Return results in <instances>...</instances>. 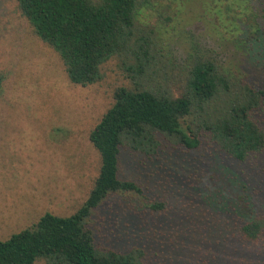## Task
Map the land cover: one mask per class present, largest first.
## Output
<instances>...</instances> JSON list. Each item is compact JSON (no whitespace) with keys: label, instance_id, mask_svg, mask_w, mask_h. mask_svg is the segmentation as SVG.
I'll use <instances>...</instances> for the list:
<instances>
[{"label":"rangeland","instance_id":"1","mask_svg":"<svg viewBox=\"0 0 264 264\" xmlns=\"http://www.w3.org/2000/svg\"><path fill=\"white\" fill-rule=\"evenodd\" d=\"M183 1L158 33L169 77L181 73L194 50L264 89V36L250 56L220 43L200 18V0ZM101 71L93 84L70 82L15 0H0V240L46 212L70 215L86 199L99 169L89 132L114 89L132 86L117 57ZM253 118L264 127V110ZM118 176L140 192L112 193L91 213L87 227L97 246L140 247L144 264H264V232L257 241L240 232L248 219L264 215V149L238 162L215 146L164 148L150 158L123 146Z\"/></svg>","mask_w":264,"mask_h":264},{"label":"trees","instance_id":"2","mask_svg":"<svg viewBox=\"0 0 264 264\" xmlns=\"http://www.w3.org/2000/svg\"><path fill=\"white\" fill-rule=\"evenodd\" d=\"M200 18L220 43L253 56L264 36V0H200ZM33 33L61 60L70 82L102 78V65L117 57L132 86H117L113 101L89 132L99 169L86 199L70 215L44 213L31 226L0 240V264H144V250L101 248L87 220L112 193L140 192L118 176L123 146L148 158L160 149L215 146L244 162L264 149V127L253 113L264 110V89L226 68L213 56L191 50L181 73L171 75L160 55L159 28L183 0H15ZM159 57H162L159 58ZM3 76L0 75V94ZM161 206L154 204L153 207ZM257 241L264 215L241 226Z\"/></svg>","mask_w":264,"mask_h":264}]
</instances>
